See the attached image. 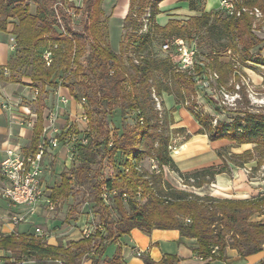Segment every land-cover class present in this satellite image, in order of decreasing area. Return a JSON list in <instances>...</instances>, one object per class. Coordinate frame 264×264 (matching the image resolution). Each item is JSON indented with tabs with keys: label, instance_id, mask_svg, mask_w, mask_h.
Instances as JSON below:
<instances>
[{
	"label": "trees",
	"instance_id": "obj_1",
	"mask_svg": "<svg viewBox=\"0 0 264 264\" xmlns=\"http://www.w3.org/2000/svg\"><path fill=\"white\" fill-rule=\"evenodd\" d=\"M101 1L84 0L83 26L81 30H75L69 9L56 0H0V29L9 31V24L12 25L10 33L24 53L11 58L8 80L24 84L20 67L35 63L31 81L33 84L41 82L40 101L47 93L46 87L56 89L61 86L67 87L78 102L85 99L89 126L87 142L75 143L73 165L61 173L60 182L52 188L51 200L59 210L75 188H84L90 191V201L105 211L95 233L72 243L75 251L70 252L61 243H43L32 235L3 233H0V249L21 248L26 260L37 258L39 264H48L50 259L59 260L61 264H74L77 257L92 252V264H99L108 245L132 229L150 232L160 228L178 229L182 236L196 238L195 251L202 258L214 257L212 250L216 247L220 255L227 247L238 249L242 255L262 250L264 223L251 221V217L264 214V192L250 198H218L174 189L164 181L162 188L166 187L169 192L163 195L156 186V182L161 185V178L156 182L151 180L141 168V162L150 158L159 173L168 167L184 184L197 188L211 185L218 174L231 173L235 167L247 168V163H256L252 167L254 171L264 167V111L251 103L245 91L242 90V96L247 108L230 111L233 115L230 119L217 120L213 113L205 114L203 110V98L212 101L203 87L204 79L210 86L215 81L221 90L238 73L236 63L222 61L217 55H207L199 60L197 53L193 67L179 70L169 54L159 60L150 56L149 49L159 38H183L191 31L204 28L217 30L220 36L227 38L225 51H236L243 64H260L264 60L261 48L256 53L252 49L264 39L257 35L253 17H256L255 9L264 10V0H238V7L230 15L223 11L202 10L187 19L172 18L166 25L156 21L160 12L158 6L163 0H130V10L123 26L134 31L121 41V47H128L135 57L127 58L123 57V50L117 53L109 43L108 22ZM32 2L37 4L35 10ZM190 7L192 10L196 8L194 0L190 1ZM61 20L65 22L63 30L57 26L62 25ZM143 20L150 22L145 33L140 32ZM51 40L59 58L54 60L53 56L51 66L46 68L39 59L31 60L30 56L37 54L43 46L52 49L46 45ZM163 76L179 84L176 93ZM163 91L175 94L177 105L188 106L201 125L198 134H205L212 141L227 138L236 146L251 143L254 148L237 154L231 151L232 146H225L217 151L222 164L183 171L171 154V146L173 133L182 132L184 128H172L176 108L169 112L158 107V103L162 106ZM218 107L222 112L223 108L217 103ZM116 110L123 119L133 114L135 124L124 125L121 132L117 127L111 129L109 119ZM41 134L39 120L30 149L38 147ZM64 137L60 138L61 141L65 140ZM119 154L121 161L118 162L116 157ZM106 164L110 165L108 173L104 171ZM103 190L116 191L109 197V203L101 195ZM124 193H127V200L123 198ZM144 199L145 202L140 203ZM111 211L116 213V218L111 216ZM70 254L72 258L69 260L63 257ZM175 259V256H168L155 262L150 257L144 258L146 264H173ZM106 264L125 263L118 252L107 259Z\"/></svg>",
	"mask_w": 264,
	"mask_h": 264
},
{
	"label": "crops",
	"instance_id": "obj_2",
	"mask_svg": "<svg viewBox=\"0 0 264 264\" xmlns=\"http://www.w3.org/2000/svg\"><path fill=\"white\" fill-rule=\"evenodd\" d=\"M190 1L163 0L159 3L160 12L156 16V21L158 22V19L164 14L169 21L172 18L187 19L185 17L198 15L202 10L210 12L209 8L215 3L220 9L221 0H194L196 8L193 10L190 7ZM101 7L107 18L109 34L114 21H118L121 33L124 19L130 10V0H102ZM159 24L166 25L167 23ZM11 35L9 31L0 29V67H3L2 71H0V163L8 147L19 145L25 150L31 148L36 124L39 120L42 125L40 139L46 135L44 132V129L48 127L46 109L52 107L53 104H57L60 107V116L56 124L63 131L68 126L72 127L75 124L73 123L74 120L83 119L82 117L84 116L82 105L71 96L70 90L67 87L61 86L56 89L46 87L47 93L40 101L38 99L39 92L37 94L35 92L40 87L34 86L32 81L30 83L24 82L23 84L8 80L10 78V70L6 73L4 69L8 68L7 65L10 63L14 51V44H16L15 38ZM62 98H65L67 103H63L61 101ZM5 104L9 106L5 108ZM173 115L174 124L172 128H184L183 131L190 134L189 137L180 142V149L176 153V159L174 158L183 171H192L211 165L222 164L223 160L218 156L217 151L225 146H232L231 151L237 154L254 148V144L251 143L236 146L235 142L227 138L212 141L207 135L198 134L197 132L201 128V125L186 108L176 106ZM39 116H41V119H39ZM31 120L33 121L32 125L30 124ZM67 155V147L63 144H60L56 148H50L46 152L43 161V179L49 193L60 182L61 173L65 169L70 168V159H65ZM65 160L66 162H64ZM48 162L54 166V169H59L60 180L55 181L53 185H50L48 182L51 177L50 175H46L48 172L45 171ZM255 165V162H251L247 163L246 167L252 169ZM248 174L249 172L246 168L239 167L233 168L231 173L218 174L216 181L211 184L212 190L219 192L231 189V192H237L243 195L242 197H247L248 194L253 195L264 192V178L254 181ZM6 182L0 174V187L2 184L5 185ZM1 198L0 196V233L15 235L33 234L35 226H40L39 221L42 218L44 207L42 205L44 203L39 204L36 213L29 216L26 221L15 223L13 217L24 213L26 208L10 205L6 200ZM80 239L74 240L78 241ZM196 247V238L182 236L178 229L155 228L150 232H145L139 228H134L128 234L121 236L116 242L108 245L100 263L106 264L107 259L112 258L119 252L125 264H146L145 257H150L155 262H161L168 256L176 257L173 264H264V249L252 254L242 255L238 249L227 247L221 255L215 252L214 257L202 258L195 251ZM138 251L142 255H138ZM8 252L9 250L0 249L2 264L16 263L17 260L13 256L8 255ZM32 263L36 262L32 260L25 262V264ZM80 264H92V258L88 257Z\"/></svg>",
	"mask_w": 264,
	"mask_h": 264
},
{
	"label": "rangeland",
	"instance_id": "obj_3",
	"mask_svg": "<svg viewBox=\"0 0 264 264\" xmlns=\"http://www.w3.org/2000/svg\"><path fill=\"white\" fill-rule=\"evenodd\" d=\"M53 1V0H52ZM59 5H64L67 7L72 15L73 19V27L75 30H81L83 26V20L85 18V4L84 0H56ZM36 2H32V9H36ZM54 7H56L54 5ZM76 9H80L79 12H76ZM219 9V6L215 3L209 8L210 12L216 11ZM246 9V8H245ZM247 10V9H246ZM222 11V10H218ZM262 14H259L261 13ZM261 12L258 9H255L254 13L256 17H253V27L257 29L256 33L259 37L264 39V10L261 9ZM149 16V14H148ZM218 16H221V13H219ZM147 18V17H146ZM183 18V17H182ZM189 18V17H185ZM214 20V19H213ZM9 21H14L9 19ZM215 21V20H214ZM118 22V21H117ZM117 22H113L111 26V31L110 34L108 32V40L113 47L112 49L119 53L121 50L124 51V58H127L129 56L135 57L132 53L131 50L127 48L126 46L121 47V41H123L125 38H128L132 33L133 29L128 28L126 29L124 26L121 30V33L119 31L120 27ZM143 26L140 30L141 33L147 32L148 26L150 24L149 21L145 22L143 20ZM158 23H163L166 24L168 23L167 16L164 14L158 19ZM61 26L57 25L60 27V30H63V26L65 24L64 20H61ZM124 24V23H123ZM9 32L12 29V25L9 24ZM13 38L15 36L12 34L11 35ZM183 38L186 39L188 44H190L192 47H194L197 51L198 59H205L207 55H211L212 57L217 55L222 61L226 62H235L236 63V70L237 74L232 77V79L229 81L228 84H225L224 87L220 90L219 86L216 84L214 81L212 84V94L215 95V97L212 99L210 102L208 99L203 98V103L205 106L203 107L204 113H213V118L217 119H230L232 118L231 116L232 113L230 111H234L236 108H247L245 101L243 100V94L242 92L245 91L248 95L249 100L251 101L252 104H254L256 107L259 108V110L262 109L264 111V60L260 62V64L256 63H248V64H243L241 61V58L239 54L234 51V50H227L225 51V44L228 43L227 38L220 36L218 34L217 30H211L208 31L207 29H201L199 31H191L190 33H187ZM167 40H163L162 38L157 39L153 45L149 48L151 51L150 56L154 57L155 59H164L167 57V52L162 50L163 44ZM49 48L53 49V54H54V60L59 58V54L56 48V45H54V42L51 40L50 42L46 44ZM261 48V57H264V41L258 45L257 47L252 49V52H257ZM48 49L47 47H42L39 49V52L34 53V55L30 56V59L36 61L39 59V62L48 68L46 63L43 61V50ZM146 51L144 52V54ZM21 54H24L19 50L17 44L14 48L12 57L15 59L16 57H19ZM29 59V60H30ZM82 61L85 63V58H82ZM45 63V64H44ZM35 63L32 64H26L21 66L20 68V74H24L23 77V82L30 83L31 82V73H32V67L34 66ZM7 67L10 70V65L8 64ZM3 67H0V71H2ZM158 75H161V73H158ZM165 77V76H163ZM166 78V77H165ZM209 80H211V77H208ZM169 84V86L172 88V90L176 93L179 88V84L176 83L174 80L170 78H166ZM38 83V84H36ZM166 83V82H165ZM207 83H209L207 81ZM34 85H38V87H41V82L36 81ZM40 89V88H38ZM218 89V90H217ZM243 90V91H242ZM224 94V95H223ZM186 95V94H185ZM232 97L234 99L232 100ZM176 95L175 94H169L165 91L162 92L161 94V99H162V106H158L159 108L169 111L172 110L173 108H176V106H181L182 108H186L191 114L192 112L188 109V106L184 104H176ZM193 99L194 96L192 97ZM255 100V101H254ZM200 101V100H199ZM244 101V103L242 102ZM227 102V103H226ZM230 102V103H229ZM82 107H83V113L84 115H87V110L85 108V103L79 102ZM217 103L221 105V109L225 110V113L220 111V108H216ZM190 104V103H189ZM57 104H53L52 106L55 107ZM160 109V110H161ZM197 110H201L202 108H196ZM220 111V112H219ZM217 112V113H216ZM219 114V117L218 115ZM193 115V114H192ZM238 114H235L234 117H237ZM31 117V115H30ZM216 117V118H215ZM79 120V121H78ZM81 120V121H80ZM75 123L72 125L71 132L75 134L76 136V142L83 141L84 139H87L88 137V120L84 119H77L74 120ZM135 124V118L134 115L131 114L129 117L126 119H123L122 115L120 114L119 110H116L115 114L113 117L109 119V127L111 129L118 128L119 132L122 131L123 126H133ZM75 130L78 131V133H75ZM190 134H187L186 131L183 132H176L173 133V141H172V148H171V154L173 158L176 157L175 153V148H177V151L180 149V142L182 140H185L187 137H189ZM62 143H65V141H62ZM70 157L69 153L66 156V160L70 159V167L73 165V159L68 158ZM118 158L117 161H121V158ZM176 159V158H175ZM66 160L64 162H66ZM154 161L150 158H145L141 162V168L143 171L148 175V177L155 181L161 178V185L160 182H156V186L158 189V192L160 194H166L168 193V189L162 188L164 185V181H168L171 186L174 189H181L190 193H196L201 196H207L211 195L214 197L218 198H250L253 197L257 194H248L247 197H242L243 195L237 193V192H231V189L229 190H221V191H215L212 190L211 185H204L201 188H197L195 186H190L186 185L183 183L182 179L173 171H171L168 167H165L163 169V173H159L157 169L154 166ZM53 167V168H52ZM109 164H106L104 166V171L106 173L109 172ZM66 168V167H65ZM45 171L48 172L46 175H50L51 179L48 182L50 185H53L55 181H59V169L55 168L54 166L51 165L50 162L45 167ZM1 173V172H0ZM250 178L254 181H259L260 179L264 178V167L260 168L257 171H254L253 169H249V174ZM3 178V177H2ZM4 179V178H3ZM251 180V179H250ZM48 183V184H49ZM84 188H75L74 193L72 196H70L62 205V207L57 210L55 207L53 210H50L48 207L45 205L43 207V212H42V218L40 219L39 225L49 233V238H47L45 241L47 244H63L64 247H68L69 251H75V247L73 246V242L75 241L74 239L78 238H83V233L84 230L86 229L87 232L90 233H95V231L100 228L101 223H102V216L105 214V211L103 207L96 205L94 202L90 201V191L86 190ZM168 191V192H166ZM2 199V198H1ZM145 199L142 200L140 203H144ZM111 216L113 218H116L117 215L115 212H110ZM251 221H257L264 223V214L257 213L256 215L251 217ZM28 225V224H27ZM74 238V239H73ZM262 248L264 249V240H263V245ZM88 248H86L87 252ZM109 253V249H108ZM10 256H13L17 262L19 260L23 261H30L33 260L36 263L32 264H39L37 258H31L26 260V255L24 252L21 250V248H17L9 250L7 253ZM9 256V257H10ZM65 259L69 260L71 259V254L68 257L63 256ZM92 257V254L89 253H84L83 256L77 257L75 259L74 264H80L84 261V259ZM14 263V264H17ZM48 264H61L59 260H48ZM25 264V263H24Z\"/></svg>",
	"mask_w": 264,
	"mask_h": 264
},
{
	"label": "built area",
	"instance_id": "obj_4",
	"mask_svg": "<svg viewBox=\"0 0 264 264\" xmlns=\"http://www.w3.org/2000/svg\"><path fill=\"white\" fill-rule=\"evenodd\" d=\"M237 1L238 0H221L220 10L225 12V14L230 15V13H232V9L238 7ZM15 46L16 44H14V48ZM162 50L167 52L171 56V59L179 70H181V64H188V61L191 59V54H197L196 49L188 44V42L184 38L167 39V41L162 46ZM53 56L54 54L52 49H46L43 53V60L48 67L51 66L53 62ZM4 70L6 73L9 72L8 68H5ZM203 87H205V89L209 92L210 98L213 99L215 95L212 94V86H210V83H207L206 79H204L203 81ZM35 92L37 94L39 92L38 89H36ZM233 99L234 97H232V100ZM61 101L63 103H67V100L65 98H62ZM82 103H85V99L82 100ZM8 106L9 105L7 104L4 105L5 108H7ZM46 111L48 116V132H46V137L45 140H43L42 147H37L35 150H25L19 145L8 147L5 150V156L0 163V172H2L3 175L14 177L13 185H1L0 196L10 205H17L18 200L27 199V207H25L26 210L24 211V213L13 217L15 223L24 222L29 216L34 215L37 208H39V204L41 203H44V205L50 210H53L55 207V203L51 200V193L48 192V188L46 187L43 179V161L46 152L50 148H56L60 144H63L67 147L70 158L73 159L75 156V143H77V139L75 134L71 132V126H68L67 129L63 131L56 124L60 116L59 105H56L55 107H49L48 109H46ZM222 112L225 113V110H222ZM217 115L219 117V114ZM82 118L84 120H88L87 115H84ZM219 119L220 118H217V120ZM30 124H33L32 120L30 121ZM63 136H65V143H62L60 139ZM80 142L86 143L87 139H84ZM176 152L177 148H175V153ZM20 161H29V169H27L25 181H18ZM154 166L155 168H157L155 163ZM121 169H123V167ZM246 170L249 172V168H246ZM125 172H127V168L125 169ZM115 194L116 191H113L111 193L107 190H103L101 195L106 203H109V197ZM123 198L124 200H127V193L123 194ZM91 234L93 233L87 232V230L85 229L83 238H89ZM29 235L40 239L43 243H46L45 240L49 238V233L46 232L41 226H35L33 234ZM216 251L217 247L212 250L213 253H215ZM90 254L93 255L92 252ZM137 254L142 255L140 251H138ZM25 262L26 261L19 260L17 264H24ZM0 264H2L1 260Z\"/></svg>",
	"mask_w": 264,
	"mask_h": 264
},
{
	"label": "bare ground",
	"instance_id": "obj_5",
	"mask_svg": "<svg viewBox=\"0 0 264 264\" xmlns=\"http://www.w3.org/2000/svg\"><path fill=\"white\" fill-rule=\"evenodd\" d=\"M235 9L236 8L232 9V13L235 12ZM194 55L195 54H191V59L188 61V64H181V70H186L188 68L193 67V65H194ZM158 106L159 107L161 106L160 103H158ZM44 132L45 133L48 132V127H46L44 129ZM45 137H46V135L43 136V138H41V140H40V142L38 144V147H42L43 140H45ZM177 153H178V151H177ZM27 169H29V161H20V169L18 170V181H25L26 180ZM0 174L7 181L5 185H13L14 184V177L3 175L2 172ZM17 206L27 207V199L18 200L17 201Z\"/></svg>",
	"mask_w": 264,
	"mask_h": 264
}]
</instances>
